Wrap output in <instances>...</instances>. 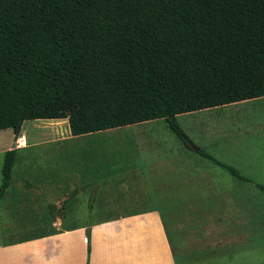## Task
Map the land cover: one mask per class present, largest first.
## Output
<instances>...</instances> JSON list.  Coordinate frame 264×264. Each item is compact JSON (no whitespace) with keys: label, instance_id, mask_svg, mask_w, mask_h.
<instances>
[{"label":"trees","instance_id":"16d2710c","mask_svg":"<svg viewBox=\"0 0 264 264\" xmlns=\"http://www.w3.org/2000/svg\"><path fill=\"white\" fill-rule=\"evenodd\" d=\"M262 98L264 0H0V131L67 119L77 137L164 120L190 149L176 116ZM17 156L3 154L0 198ZM87 244L89 256V231Z\"/></svg>","mask_w":264,"mask_h":264},{"label":"rangeland","instance_id":"374dc122","mask_svg":"<svg viewBox=\"0 0 264 264\" xmlns=\"http://www.w3.org/2000/svg\"><path fill=\"white\" fill-rule=\"evenodd\" d=\"M176 120L190 140L188 144L190 149L177 139L164 120L131 126L134 129L148 131L145 136L156 146L155 150H140L139 157L131 159L132 163L134 161L145 163L147 159L161 157L163 165L161 176L166 178V182L162 183L181 192L190 190L197 199V204L190 205L188 209L193 216L199 218L196 221L198 224L192 229V234L190 232L186 234V229L183 230V234H178V230L172 229L173 222L167 216L176 263L264 264V191L260 188L264 186V98L182 114L176 116ZM63 124H66L65 120L27 121L24 122L21 132L15 135L16 139L25 136L29 143L40 144L20 156L38 159V163L31 168H36L41 174L47 173L48 152L52 151L46 142L62 139V136L54 137V134L56 130L58 134ZM124 132L126 129H116L114 133ZM122 137L110 133H95L93 137L80 138L76 141L97 142L95 145L98 147L95 149L97 157L106 159V162L110 159L116 163L119 158L117 153L127 152L117 149L119 143L129 138L128 135ZM12 140V133L0 132V151L4 143L9 145ZM196 148L204 149L218 161L238 170L243 180L238 181L220 167L213 165L197 154ZM112 154H116L114 159L111 158ZM108 162V165L112 163ZM2 163L3 153L0 152V186ZM126 163H130L129 160ZM16 172L14 169L13 174ZM192 178L194 185L190 186ZM17 201L25 203L14 204L3 196L0 198V237L12 241L47 235L55 231L47 227L50 225L48 208L42 204L46 201L45 193H40L36 205H31L29 203L31 199L28 197L19 198ZM110 208L113 207H103L104 210ZM195 209L201 214L205 212L204 215L213 220L203 221L205 220L203 216L193 212ZM127 214L129 213L113 211L71 213L68 216L70 221L63 223L62 230L68 229L72 224L86 222L87 225H91ZM235 214L248 218L242 228L227 221L230 216L234 219ZM35 218L38 221L31 222ZM182 224L177 225L180 227ZM33 225H38V228H33ZM184 225L191 228L189 221L187 224L185 221ZM88 231L90 230L87 229L86 232ZM105 246L108 248L110 244L105 243ZM202 247L212 251L205 253Z\"/></svg>","mask_w":264,"mask_h":264},{"label":"crops","instance_id":"0c3cea01","mask_svg":"<svg viewBox=\"0 0 264 264\" xmlns=\"http://www.w3.org/2000/svg\"><path fill=\"white\" fill-rule=\"evenodd\" d=\"M131 126L117 128L126 129V132L120 134L114 133L116 129L98 132L110 133L119 138L129 136L117 147L127 152H118L116 163L109 159L112 165H108L106 159L97 157V142L76 141L93 137L95 133L74 137L70 134L66 119V124L62 125L58 134L57 130L54 134V137L62 136V139L46 142L52 149L48 152L46 174L31 168L38 163V159L20 156L40 145L36 142L29 143L24 136L25 142L15 147L18 156L13 170L16 169L17 172L14 175L12 171L10 185L3 197L14 204L25 203L17 199L28 197L31 199L29 203L36 205L37 197L40 193H45L46 201L42 204L48 208L50 225L47 227L55 231L47 235L12 241L0 237V264H177L167 216L173 222L172 229L178 230V234H183L184 229L187 230L186 234H192L199 218L193 216L188 209L190 205L197 204V199L190 190L181 192L162 183L166 182V178L161 176V157L147 159L145 163H132L131 159L139 157L140 150H155L156 146L145 136L148 131ZM0 132L12 133L13 136L12 142L9 145L4 143L1 148L0 152L4 154L12 150L17 134L12 129ZM115 156L116 154H112L111 158L114 159ZM128 160L130 163L127 164ZM164 161L167 162L166 159ZM193 181L192 178L190 186L194 185ZM145 190L147 191L144 192ZM105 206L113 208L104 210ZM89 211L129 214L91 225L86 222L72 224L68 229L62 230L63 223L70 221L69 214ZM193 212L203 216V221L213 220L205 216V212L201 214L196 209ZM178 214L187 216L180 217ZM236 214L234 219L229 215L227 221L242 228L248 218ZM33 221L38 220L35 218L31 220ZM185 221L186 224L189 221L191 228L184 225ZM179 223L183 224L179 227ZM32 227L38 228V225ZM87 229L90 230L89 256ZM105 243L110 246L106 248ZM203 249L205 253L212 251L207 247Z\"/></svg>","mask_w":264,"mask_h":264},{"label":"built area","instance_id":"2783aa9c","mask_svg":"<svg viewBox=\"0 0 264 264\" xmlns=\"http://www.w3.org/2000/svg\"><path fill=\"white\" fill-rule=\"evenodd\" d=\"M25 142V137L24 136H21V137H18L16 140H15V143H16V146H20L22 143Z\"/></svg>","mask_w":264,"mask_h":264},{"label":"water","instance_id":"95a60500","mask_svg":"<svg viewBox=\"0 0 264 264\" xmlns=\"http://www.w3.org/2000/svg\"><path fill=\"white\" fill-rule=\"evenodd\" d=\"M16 147V143L13 144L12 150L15 149ZM199 150V148H196L195 151L197 152Z\"/></svg>","mask_w":264,"mask_h":264}]
</instances>
